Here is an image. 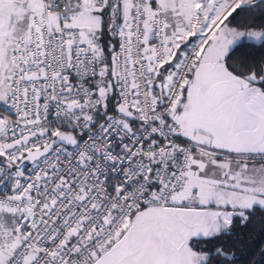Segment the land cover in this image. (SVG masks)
I'll list each match as a JSON object with an SVG mask.
<instances>
[{
    "label": "snow or ice",
    "instance_id": "6c2138e0",
    "mask_svg": "<svg viewBox=\"0 0 264 264\" xmlns=\"http://www.w3.org/2000/svg\"><path fill=\"white\" fill-rule=\"evenodd\" d=\"M258 213L264 0H0V264H261Z\"/></svg>",
    "mask_w": 264,
    "mask_h": 264
},
{
    "label": "trees",
    "instance_id": "16d2710c",
    "mask_svg": "<svg viewBox=\"0 0 264 264\" xmlns=\"http://www.w3.org/2000/svg\"><path fill=\"white\" fill-rule=\"evenodd\" d=\"M237 58L247 57L251 55L248 50H241L237 52ZM245 242L249 245V248L244 249L245 256L251 252H256V259L259 260V249L264 248V222H262V217L258 213L249 224L248 228L244 230ZM264 264V261H261Z\"/></svg>",
    "mask_w": 264,
    "mask_h": 264
}]
</instances>
